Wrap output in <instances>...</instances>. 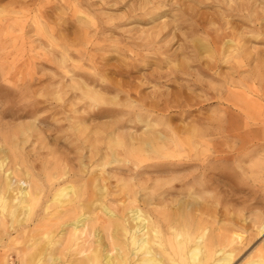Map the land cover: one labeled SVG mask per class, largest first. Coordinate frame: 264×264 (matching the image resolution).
Segmentation results:
<instances>
[{"label":"rangeland","instance_id":"rangeland-1","mask_svg":"<svg viewBox=\"0 0 264 264\" xmlns=\"http://www.w3.org/2000/svg\"><path fill=\"white\" fill-rule=\"evenodd\" d=\"M3 158L0 183L8 171L13 185L40 186L27 232L0 216L4 264H25L44 233L54 234L52 258L38 264H77L93 248L114 255L112 222L136 207L161 222L164 239L170 221L193 227L188 245L203 236L208 263L226 253L230 264L255 262L264 256V0H0ZM70 183L77 194L60 208L52 196ZM46 202L60 213L44 212ZM78 209L88 221L73 249Z\"/></svg>","mask_w":264,"mask_h":264},{"label":"bare ground","instance_id":"bare-ground-1","mask_svg":"<svg viewBox=\"0 0 264 264\" xmlns=\"http://www.w3.org/2000/svg\"><path fill=\"white\" fill-rule=\"evenodd\" d=\"M29 127H30V125H29ZM3 153H4V151H3ZM5 158H3L2 160L0 159V170L4 166L3 165V162H5ZM12 158H13V156H12ZM88 161H89V159H88ZM184 166L185 165H183V167ZM3 170H5V168ZM81 171H83V170H81ZM1 172H2V170H1ZM5 173H7L6 176H5V181L4 182L2 181L3 183H0V216H2V219L4 218L3 216H5L6 214H7V216H10V218H11V227H12L11 230L14 229V226H22L24 228V231L23 232H27V231H25L26 228L24 227V224L28 223L30 220L32 221V213L34 212L33 211V206H34L35 200L37 199V195H38L37 193H38V191L40 189L39 188L40 186L38 184L36 185L35 183L31 182L29 179H23V180L22 179H19L17 181H14L16 183H15V185H13L12 178H11V175H12L11 172L6 171ZM16 178L18 179V177H16ZM52 182L54 183V181H52ZM50 183H51V181H50ZM50 183H49V186L52 185L51 187H53V185L55 184V183L54 184L53 183L50 184ZM94 183H95V181H94ZM64 185H62V187L60 186L58 189L56 188L57 190L54 193V195L52 196V201L54 203L56 202L55 204L58 203V205L60 206V208L61 207H64V206H67V205L69 206L73 202V199L70 198L69 196L71 194H77V191H76L75 186L71 185V183L68 184V185H66V186H64ZM93 185H92V188H94ZM42 193H43V191H41V194ZM187 193H189V192H187ZM43 197H44V195H43ZM80 198H81V196H80ZM55 204H54V206H55ZM52 205L53 204H51L50 206H52ZM84 205H85V203H84ZM66 208H68V207H66ZM103 208H104V206H103ZM79 210L81 211L82 209H78V211ZM63 211H64V209H63ZM95 211H97V210H95ZM44 212H46V213H48L50 215H53V214H55V212L56 213H58V212L60 213V210L59 209H56V208L54 210H51V209L49 210V205L46 202V205L44 206ZM105 212L107 213V215H110L111 217L113 216V212L111 210L105 208ZM46 213H45V215H46ZM129 213H131V214L128 215V217H125L124 219H122V221L121 220H118V221L112 222L113 223V227H114V231H112V232H115V233L118 232L119 233L118 235H120L118 237H121L122 238V239L121 238L118 239L111 232L113 234V236L116 237L117 240H119L117 242V246H115V247L112 248V249H115V252H114L115 254L114 255H112V253H110V252H105V251H103V252H105V253H103L102 250H105L104 248L101 249V251L98 248H93V250H91L90 254L88 256H86L84 258V260H81V262L80 263L78 262V263L79 264H230L232 262L233 257L231 255V253H226L220 259H217V260L215 259L211 263H208L207 252H206V250H205V248H204V246L202 244L203 236H199L197 239H195L196 242H195V244L193 246L188 245V242L191 240V237H192V233L190 232V230L193 227L189 230L188 229L189 227H187V225H185V223H181L182 221L180 223H178V224H176L177 223L176 221H175V223L173 221H170L169 222V229L172 230L171 236L169 238H167V239H164V237L162 235V230L164 229V227L161 224V222H158L157 220H156V222H154L152 220L154 216L151 217V216H148V214L141 213V210L139 208H137V207L136 208H133V209H129ZM85 214H86V212L82 210V213H80L76 218H74L68 224V225H71V227H72V228L70 227L71 228V232H70V235H71L70 238L71 239L70 240L73 243L72 244L73 245L72 246L73 249H75L74 246L76 247L78 245V241L80 240L81 236L84 234L85 228L87 227L88 216H85ZM20 215H22V217H20ZM104 215H105V213H104ZM180 216H181V214H180ZM45 217H47V216H45ZM45 217H43V218H45ZM65 217H66V215H65ZM93 219H95V218L93 217ZM93 219H91V220H93ZM117 219H119V218H117ZM129 219L133 223L128 222ZM45 222H46V220H45ZM93 222H94V220H93ZM186 222H187V220H186ZM50 224H51V222H50ZM44 228H46V227L44 226ZM36 229L37 228H35V230ZM38 229H39V227H38ZM48 229H50V227ZM258 229H259L258 230L259 231V235H261V237L264 238V222H262V224L259 226ZM98 231H99V228H98ZM35 232H37V231H35ZM35 232H33V233H35ZM48 232H49V230H48ZM89 232H90V230H89ZM89 232H86V233H89ZM42 233H44V232H42ZM97 233H96V236H97ZM29 234L30 233H27L25 235V238H27L29 236ZM90 234H91V232L88 234V237H89ZM234 235H236L237 238H240V236L238 234H234ZM33 236H35V235H33ZM52 236H51V234L46 235V233H44L43 236L42 235L40 236L41 239H42V237H44V238L46 237V241H47L45 243L46 245H42V246H40L39 249H37V251H34V252L31 251V253L27 254L26 255L27 256V262L25 264H38V263H40V261L43 258H45L46 255H48L50 258H52V256L50 254H47V246H50V244L52 243V240H53L52 239L53 238ZM98 236H99V234H98ZM36 239H31L33 241H30V242H32L30 244V246H32L33 248L35 247V244L38 243ZM89 241H91V240H89ZM32 247H30V248H32ZM68 247H70V246H68ZM72 247H71V249H72ZM154 247H156L157 250H154ZM68 249H70V248H68ZM112 249H110V250H112ZM84 251L85 250L83 248V250H78L77 253H82L83 254ZM25 252H27V250H25ZM72 252H74V251H72ZM262 252H264V251H262ZM213 253H215V252H213ZM24 254H26V253H24ZM65 254H66V252H65ZM80 255H79V257H80ZM61 257H62V255H61ZM76 257H77V255H76ZM0 258H2L1 264H4L6 260L5 261L3 260V255H0ZM55 258H56L55 260L58 262L59 260H57V257L56 256H55ZM22 260L24 261L23 258H22ZM53 260H54V258H53ZM56 261H55V264H56ZM75 262H76V260H75ZM52 263H53V261H52ZM248 264H264V256L260 255L257 259H255V262H251V263H248Z\"/></svg>","mask_w":264,"mask_h":264}]
</instances>
